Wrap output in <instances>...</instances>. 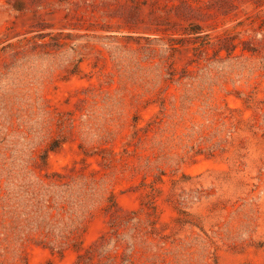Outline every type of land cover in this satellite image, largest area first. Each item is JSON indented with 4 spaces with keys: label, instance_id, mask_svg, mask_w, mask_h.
<instances>
[{
    "label": "rangeland",
    "instance_id": "374dc122",
    "mask_svg": "<svg viewBox=\"0 0 264 264\" xmlns=\"http://www.w3.org/2000/svg\"><path fill=\"white\" fill-rule=\"evenodd\" d=\"M0 264H264V0H0Z\"/></svg>",
    "mask_w": 264,
    "mask_h": 264
},
{
    "label": "trees",
    "instance_id": "16d2710c",
    "mask_svg": "<svg viewBox=\"0 0 264 264\" xmlns=\"http://www.w3.org/2000/svg\"><path fill=\"white\" fill-rule=\"evenodd\" d=\"M195 31H194V29H191L188 33H194Z\"/></svg>",
    "mask_w": 264,
    "mask_h": 264
}]
</instances>
